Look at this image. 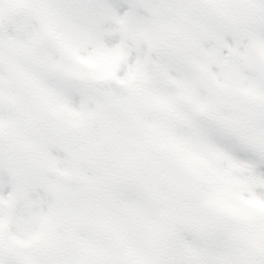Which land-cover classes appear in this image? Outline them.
<instances>
[{"label": "snow or ice", "instance_id": "snow-or-ice-1", "mask_svg": "<svg viewBox=\"0 0 264 264\" xmlns=\"http://www.w3.org/2000/svg\"><path fill=\"white\" fill-rule=\"evenodd\" d=\"M0 264H264V0H0Z\"/></svg>", "mask_w": 264, "mask_h": 264}]
</instances>
